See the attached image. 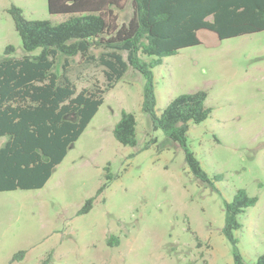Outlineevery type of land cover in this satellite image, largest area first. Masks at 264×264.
<instances>
[{
    "label": "rangeland",
    "instance_id": "1",
    "mask_svg": "<svg viewBox=\"0 0 264 264\" xmlns=\"http://www.w3.org/2000/svg\"><path fill=\"white\" fill-rule=\"evenodd\" d=\"M12 5L27 19L65 18L50 14L47 0H0V59L7 45L14 57L26 53ZM114 12L119 23L127 21L130 0ZM197 36L198 44L152 68L154 111L160 115L179 94L206 91L211 112L189 124L187 145L212 185L196 178L182 147L152 126L141 110L144 77L129 66L43 187L0 191V264H234L235 247L254 264L264 253V30L219 39L200 29ZM63 61L56 59L55 72ZM65 73L78 91L106 86L104 67L79 55ZM122 109L136 117L134 146L112 133ZM239 188L257 201L238 215L234 245L222 228L225 203ZM88 198L92 206L81 213Z\"/></svg>",
    "mask_w": 264,
    "mask_h": 264
},
{
    "label": "trees",
    "instance_id": "2",
    "mask_svg": "<svg viewBox=\"0 0 264 264\" xmlns=\"http://www.w3.org/2000/svg\"><path fill=\"white\" fill-rule=\"evenodd\" d=\"M121 2L47 0L50 14L65 16L58 22L27 19L21 8H9L26 53L14 57V47L7 45L0 59V136L7 137L0 146V191L43 187L69 145L97 113L104 93L122 79L129 66L144 77L141 110L152 126L182 147L185 162L196 178L212 185L187 145L189 124L203 121L211 112L205 104L206 91L179 94L156 115L152 68L164 56L198 44L200 29L214 32L219 39L264 30V0H130L131 16L119 23L114 9L120 8ZM36 48L40 51L32 54ZM93 49H99L98 55L91 52ZM61 55L63 70L57 73L54 66ZM76 55L104 67L105 88L77 90L65 73L69 59ZM136 125L135 115L122 109L112 129L114 138L122 145H136ZM106 178L111 176L106 174ZM106 186L104 182L97 193ZM256 201V196L239 188L225 203L222 232L234 245L237 239L233 231L241 226L238 215ZM92 202L93 198H88L80 212H87ZM22 255L19 251L13 258ZM233 257L234 264H250L237 247ZM254 264H264V253Z\"/></svg>",
    "mask_w": 264,
    "mask_h": 264
},
{
    "label": "crops",
    "instance_id": "3",
    "mask_svg": "<svg viewBox=\"0 0 264 264\" xmlns=\"http://www.w3.org/2000/svg\"><path fill=\"white\" fill-rule=\"evenodd\" d=\"M69 118H70V116H69ZM0 137L4 138V142L7 140V137H6V136H0ZM4 142H3L0 146H2V145L4 144ZM71 144H72V143H71ZM71 144H70V145H71ZM70 145H69V146H70ZM68 149H69V147H68ZM67 152H68V150H67ZM66 155H67V153H66ZM66 155H65V156H66ZM64 158H65V157H64ZM64 158H63V159H64ZM63 159H62V160H63ZM60 163H61V162H60ZM58 164H59V163H58ZM58 164H57V165H58ZM57 165H56V166H57ZM54 168H55V167H54ZM52 172H53V171H52ZM51 175H52V174H51ZM49 178H50V177H49ZM46 182H47V181H46ZM43 186H44V185H43ZM37 189H38V188H37ZM24 190H25V189H24ZM27 190H32V189H27Z\"/></svg>",
    "mask_w": 264,
    "mask_h": 264
}]
</instances>
